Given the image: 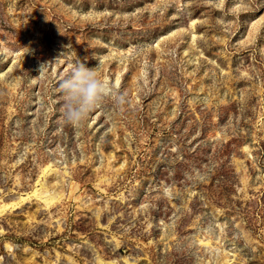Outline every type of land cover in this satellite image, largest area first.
I'll return each mask as SVG.
<instances>
[{"label": "rangeland", "instance_id": "obj_1", "mask_svg": "<svg viewBox=\"0 0 264 264\" xmlns=\"http://www.w3.org/2000/svg\"><path fill=\"white\" fill-rule=\"evenodd\" d=\"M78 62L126 96L79 127ZM27 194L0 264H264V0H0V203Z\"/></svg>", "mask_w": 264, "mask_h": 264}, {"label": "clouds", "instance_id": "obj_2", "mask_svg": "<svg viewBox=\"0 0 264 264\" xmlns=\"http://www.w3.org/2000/svg\"><path fill=\"white\" fill-rule=\"evenodd\" d=\"M59 89L63 97V120L72 126H81L108 100L118 105L126 103L123 93L82 62L73 64L69 74L59 82Z\"/></svg>", "mask_w": 264, "mask_h": 264}, {"label": "bare ground", "instance_id": "obj_3", "mask_svg": "<svg viewBox=\"0 0 264 264\" xmlns=\"http://www.w3.org/2000/svg\"><path fill=\"white\" fill-rule=\"evenodd\" d=\"M48 191V190H47ZM32 194H35L37 195V189H33L32 190ZM46 196L44 197V201L47 203H50V202H53L54 201V198L57 197L55 193L53 192H49L47 194H45ZM30 195L27 194L26 196H19L17 197V201H13V202H10V203H0V213L3 212L6 208H11V207H14L16 204L18 205L19 202L21 201H24L25 199H27ZM98 263H102V260L101 259H98L97 260ZM112 261V260H111ZM108 264V263H107ZM111 264H114V263H111Z\"/></svg>", "mask_w": 264, "mask_h": 264}]
</instances>
